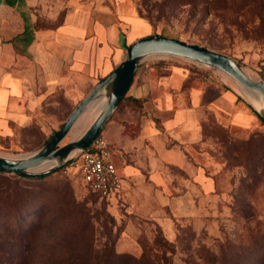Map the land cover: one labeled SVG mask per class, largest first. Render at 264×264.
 <instances>
[{
	"label": "rangeland",
	"instance_id": "1",
	"mask_svg": "<svg viewBox=\"0 0 264 264\" xmlns=\"http://www.w3.org/2000/svg\"><path fill=\"white\" fill-rule=\"evenodd\" d=\"M76 1L137 14L152 26L142 35L208 46L264 79V0ZM30 5L36 26L54 27L70 0ZM125 96L101 131L116 138L115 195L91 191L69 161L38 178L0 172V264H264V122L238 82L154 55ZM77 105L14 125L0 155L38 150Z\"/></svg>",
	"mask_w": 264,
	"mask_h": 264
},
{
	"label": "crops",
	"instance_id": "2",
	"mask_svg": "<svg viewBox=\"0 0 264 264\" xmlns=\"http://www.w3.org/2000/svg\"><path fill=\"white\" fill-rule=\"evenodd\" d=\"M35 21L30 0H0V136L16 124L55 119L66 102L79 104L125 59L126 46L152 30L132 12L76 0L58 25Z\"/></svg>",
	"mask_w": 264,
	"mask_h": 264
},
{
	"label": "water",
	"instance_id": "3",
	"mask_svg": "<svg viewBox=\"0 0 264 264\" xmlns=\"http://www.w3.org/2000/svg\"><path fill=\"white\" fill-rule=\"evenodd\" d=\"M154 55H172L215 67L230 75L248 90L260 93L264 97V79L251 78L232 56L199 43L163 35H147L128 46L127 57L106 78L92 88L45 145L21 157L0 155V172L12 173L24 178L42 177L65 162L72 151L88 149L94 139L101 134L103 127L129 91L141 61ZM103 90L108 93L105 109L82 136L61 145L85 108ZM260 113L264 119V113ZM45 161H56V164L53 166L54 168L48 170H32Z\"/></svg>",
	"mask_w": 264,
	"mask_h": 264
},
{
	"label": "built area",
	"instance_id": "4",
	"mask_svg": "<svg viewBox=\"0 0 264 264\" xmlns=\"http://www.w3.org/2000/svg\"><path fill=\"white\" fill-rule=\"evenodd\" d=\"M69 166L77 169L83 182L102 197H110L122 188L123 175L110 143L100 134L88 149L70 156Z\"/></svg>",
	"mask_w": 264,
	"mask_h": 264
},
{
	"label": "bare ground",
	"instance_id": "5",
	"mask_svg": "<svg viewBox=\"0 0 264 264\" xmlns=\"http://www.w3.org/2000/svg\"><path fill=\"white\" fill-rule=\"evenodd\" d=\"M251 78L257 79V75L249 70L243 69ZM238 87L240 92L249 99V101L256 107V109L262 113H264V97L260 93L252 92L245 88L242 84L238 83ZM108 102V93L106 90L101 91V93L94 98L91 103L85 108L83 113L80 115L78 120L76 121V126L72 131V139H77L82 136L85 131L89 128V126L97 119V117L101 114V112L105 109ZM79 123V124H78ZM78 124V125H77ZM80 152L79 149L71 152L70 156H74ZM26 154L19 155L24 156ZM56 164V161H45L37 166H35L32 170L34 171H43L53 167Z\"/></svg>",
	"mask_w": 264,
	"mask_h": 264
},
{
	"label": "trees",
	"instance_id": "6",
	"mask_svg": "<svg viewBox=\"0 0 264 264\" xmlns=\"http://www.w3.org/2000/svg\"><path fill=\"white\" fill-rule=\"evenodd\" d=\"M134 80V79H133ZM133 83V82H132ZM132 85V84H131ZM126 98V96L123 98V99H125ZM134 100H137V99H134ZM256 112V111H255ZM256 114L262 119V121L264 122V119H263V117L258 113V112H256ZM57 130H55L54 132H53V134L56 132ZM52 134V135H53ZM49 140V139H48ZM95 193V192H94ZM97 194V193H96ZM99 195V194H98Z\"/></svg>",
	"mask_w": 264,
	"mask_h": 264
}]
</instances>
